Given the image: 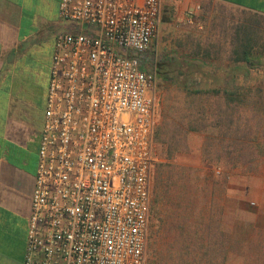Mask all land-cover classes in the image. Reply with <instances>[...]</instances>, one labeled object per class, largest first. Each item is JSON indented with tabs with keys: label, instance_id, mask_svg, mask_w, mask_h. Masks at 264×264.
Returning a JSON list of instances; mask_svg holds the SVG:
<instances>
[{
	"label": "built area",
	"instance_id": "2783aa9c",
	"mask_svg": "<svg viewBox=\"0 0 264 264\" xmlns=\"http://www.w3.org/2000/svg\"><path fill=\"white\" fill-rule=\"evenodd\" d=\"M161 10V0L60 1L73 27L55 40L24 264H156L148 54Z\"/></svg>",
	"mask_w": 264,
	"mask_h": 264
},
{
	"label": "crops",
	"instance_id": "0c3cea01",
	"mask_svg": "<svg viewBox=\"0 0 264 264\" xmlns=\"http://www.w3.org/2000/svg\"><path fill=\"white\" fill-rule=\"evenodd\" d=\"M60 1L0 0V264L25 261L55 40L59 31L73 27L60 18ZM161 1L162 23L156 40H160L163 29L161 41L168 43L171 56L176 58L225 68L237 66L234 60L238 56L237 45L246 36L239 35L238 27L257 15L264 35V0ZM189 18L194 22L189 23ZM186 87L195 95L225 90V87ZM214 95L219 96L218 91ZM221 95L224 100L221 109L197 113L186 109L183 119L189 125L200 118L211 123L220 111L228 113L229 105L228 115L233 117L234 102L229 104L224 91ZM235 103L238 107V100ZM193 114L196 115L192 117ZM231 177L206 184L207 210L200 225L214 218L218 236L223 237L224 243L205 240L199 245L200 264H264V205L260 203L264 182L261 195L256 194L252 200L255 203L257 200L258 208L251 210L245 199L253 193L254 180L246 179L241 184ZM213 248L225 249L222 262L215 252L203 253Z\"/></svg>",
	"mask_w": 264,
	"mask_h": 264
},
{
	"label": "rangeland",
	"instance_id": "374dc122",
	"mask_svg": "<svg viewBox=\"0 0 264 264\" xmlns=\"http://www.w3.org/2000/svg\"><path fill=\"white\" fill-rule=\"evenodd\" d=\"M162 37H164L163 29H160V40L154 42L148 54L153 62H157V67L162 63L161 72L164 76L157 73L155 89L156 125L153 132L154 163L147 253L148 259L156 264H190L195 252L183 248L186 242L185 237L181 236V231L188 229L189 225L193 228L201 223L199 220L207 210L204 200L207 194L206 191L204 192L206 184L221 179L224 167L212 166L204 159L210 132L207 133V127L201 123L202 119L194 120L190 124L191 129L188 120L183 119V116L187 112L186 109L193 110L192 113L203 109H215V107L219 109L223 106L224 100L221 98L222 92L219 96L214 95L217 94L215 90L206 91L203 95H195L186 86L210 87V89L225 87L229 90L242 86L252 89V94L258 99L260 96L258 93H264V64L251 66L250 70H246L244 64L225 68L199 60L176 58L171 56L169 45L161 41ZM232 77L235 81L229 82ZM244 106L249 116L243 118L241 126L247 131L250 125L255 127L262 122L264 99L259 97L257 104L246 103ZM195 115L193 114L192 117ZM181 119L184 121H180ZM187 127L189 129H186ZM158 128H162L163 133L168 137H179L178 151L172 157L168 154L167 143L159 142L155 138V131ZM227 168L232 180L240 181L241 184L246 179L254 180L251 187L253 193H249L250 195L247 196L249 199H245V202L251 210H256L257 200L254 204L252 200H255L256 194L262 193L264 157ZM260 203L264 205V197ZM155 204L156 211L153 212ZM171 224H175L176 227L171 228Z\"/></svg>",
	"mask_w": 264,
	"mask_h": 264
},
{
	"label": "trees",
	"instance_id": "16d2710c",
	"mask_svg": "<svg viewBox=\"0 0 264 264\" xmlns=\"http://www.w3.org/2000/svg\"><path fill=\"white\" fill-rule=\"evenodd\" d=\"M255 17L256 18L253 16L246 20L245 22L248 24L243 23L238 27V30H240L239 35L246 36H242L243 38L240 39L237 45L238 56H236L234 60L237 61L239 65L244 64L246 70H250L251 66L254 67L256 65L264 64V35L262 29H260V18L259 16L257 17V15ZM161 68L162 63H159L157 73L159 72L164 76L161 72ZM233 81H235L234 78H230L229 82ZM259 90L262 91V89ZM217 91L218 93H221L220 90ZM223 91L227 96L229 104L234 102L233 117H231L230 114L228 115L231 110V105H229L228 113L226 111H220L219 117L216 120H212L211 123H205L204 119H202L201 123L205 127L211 129L210 135L207 139L208 143L205 148L204 159L212 166L222 165L220 167H224V172L222 171L221 173H223L224 178H227L230 175L229 169L227 168L228 166L235 167L240 165V163H246L250 160L257 161L264 157V118L257 126L254 127L253 125H250L247 127V131L243 130V127L241 126L243 118L249 116L247 108L244 105H246V103L252 105L257 104L259 97H261L262 100L264 99V93L261 94L259 92L258 94H260V96L258 99H255L257 97L252 94L253 90L246 89L242 86L233 90L225 89ZM236 100H238L239 103L238 107H236ZM236 112L239 113L238 116L236 115ZM216 129L218 131H216ZM155 133L157 141L167 143L169 156L172 157V155L177 153L180 144L178 136L168 137L163 133L162 128H158ZM156 201L158 202V195ZM153 207L154 212L156 211V204ZM202 223L203 225H200V223L193 228L192 225H189L188 229L185 228L181 231V236L185 237L184 241L186 242L183 248L194 250L193 252H195V256L190 264H200L198 257L200 253L199 245L202 246L205 240L209 243L213 242L222 245L224 243L223 237L221 238V235L218 236L219 228L216 226L217 224L214 218H209L207 222ZM206 252L207 255L215 252L222 262V258L226 251L223 248H213L208 251L205 250L203 253Z\"/></svg>",
	"mask_w": 264,
	"mask_h": 264
}]
</instances>
